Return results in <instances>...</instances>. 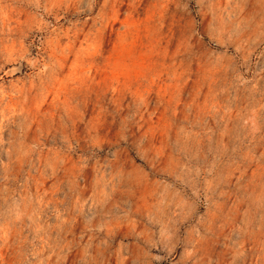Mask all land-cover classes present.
I'll list each match as a JSON object with an SVG mask.
<instances>
[{
	"label": "rangeland",
	"instance_id": "1",
	"mask_svg": "<svg viewBox=\"0 0 264 264\" xmlns=\"http://www.w3.org/2000/svg\"><path fill=\"white\" fill-rule=\"evenodd\" d=\"M0 264H264V0H0Z\"/></svg>",
	"mask_w": 264,
	"mask_h": 264
}]
</instances>
